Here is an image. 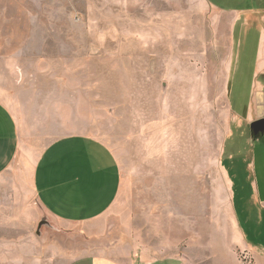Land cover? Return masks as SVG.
<instances>
[{"label":"rangeland","instance_id":"374dc122","mask_svg":"<svg viewBox=\"0 0 264 264\" xmlns=\"http://www.w3.org/2000/svg\"><path fill=\"white\" fill-rule=\"evenodd\" d=\"M0 5L9 6L0 8V99L24 118L31 143L0 176V264H66L90 252L120 258L131 249L179 254L187 264H258L238 232L228 175L246 172L252 190L242 198L262 220L264 132L251 127L264 118V88L251 92L256 29L237 41L234 16L204 0ZM70 133L108 146L122 187L98 219L58 228L31 175L44 147Z\"/></svg>","mask_w":264,"mask_h":264},{"label":"crops","instance_id":"0c3cea01","mask_svg":"<svg viewBox=\"0 0 264 264\" xmlns=\"http://www.w3.org/2000/svg\"><path fill=\"white\" fill-rule=\"evenodd\" d=\"M204 1L213 9L234 16L233 26L239 36L237 41L256 29V69L251 92L254 93V88H258L257 93L261 92L264 82L257 84L256 81L258 76H264V0L251 1L254 5L250 8L248 5L223 7L220 0ZM11 2L22 3L23 0H0L4 4ZM240 2L242 0L237 4ZM8 7L0 5L1 11ZM243 18L254 21L251 24L242 22ZM25 123L13 107L0 99V176L17 162H23L31 148ZM228 175L234 179L229 171ZM122 177L117 157L103 141L87 134L70 133L53 139L38 154L31 181L43 210L51 218L49 224L59 228L61 224L90 222L101 217L115 204ZM256 221L263 224L262 220ZM241 229L243 232H238L244 233L252 255L258 264H264V243L250 242L242 226ZM130 251L129 256L120 258L107 252L84 253L66 264H187L186 257L179 254L145 255Z\"/></svg>","mask_w":264,"mask_h":264},{"label":"trees","instance_id":"16d2710c","mask_svg":"<svg viewBox=\"0 0 264 264\" xmlns=\"http://www.w3.org/2000/svg\"><path fill=\"white\" fill-rule=\"evenodd\" d=\"M264 144V142L262 143ZM232 175H234L235 180V194L237 200V211L240 218V223L243 229L247 233V238L250 242L254 243H264V214H263V224L258 223L255 218L250 215V207L249 204L244 203V198L251 194V185L250 182L244 181L246 178V172L243 171H230ZM236 174V175H235ZM243 203L245 205H243ZM264 212V209L262 213ZM262 218V215H261ZM250 219H254L255 221H250Z\"/></svg>","mask_w":264,"mask_h":264},{"label":"water","instance_id":"95a60500","mask_svg":"<svg viewBox=\"0 0 264 264\" xmlns=\"http://www.w3.org/2000/svg\"><path fill=\"white\" fill-rule=\"evenodd\" d=\"M251 127L256 134L264 132V118H260L252 122Z\"/></svg>","mask_w":264,"mask_h":264}]
</instances>
